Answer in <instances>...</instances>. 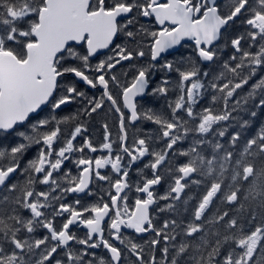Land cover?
<instances>
[{
    "label": "snow or ice",
    "instance_id": "obj_1",
    "mask_svg": "<svg viewBox=\"0 0 264 264\" xmlns=\"http://www.w3.org/2000/svg\"><path fill=\"white\" fill-rule=\"evenodd\" d=\"M260 73L264 0H0V264H264Z\"/></svg>",
    "mask_w": 264,
    "mask_h": 264
},
{
    "label": "trees",
    "instance_id": "obj_2",
    "mask_svg": "<svg viewBox=\"0 0 264 264\" xmlns=\"http://www.w3.org/2000/svg\"><path fill=\"white\" fill-rule=\"evenodd\" d=\"M214 71H215V69H214ZM260 75H264V73H260ZM257 79H258V77H257ZM252 83H255V80H253ZM250 86H251V84L248 85V86L245 88V91H247L248 87H250ZM204 103H206V101H205ZM164 105H165V102L163 101V102H162V105L158 108V110L164 108ZM261 124H264V115H258L257 119H256L255 121L252 122V125L250 126L249 130H248L247 132L244 133L245 137H247V136H249V135H254V134L258 131L259 126H260ZM230 131H235V128L230 129ZM3 143H7V142L4 141ZM33 152H34V151H31V152L28 154V157H26V159L31 158V157L33 156ZM24 162H25V161H24ZM24 164H25V163H24ZM22 165H23V164H22ZM26 178H27V177H26ZM18 182H19V181H18ZM16 183H17V182H16ZM195 194H196V189L194 188V190L192 191V195H195ZM156 222H157L158 224H161V218L157 217V218H156ZM128 235H131V234L128 233ZM143 242H145V241H143ZM143 242H142V244H143ZM157 255L159 256V253H157Z\"/></svg>",
    "mask_w": 264,
    "mask_h": 264
},
{
    "label": "flooded vegetation",
    "instance_id": "obj_3",
    "mask_svg": "<svg viewBox=\"0 0 264 264\" xmlns=\"http://www.w3.org/2000/svg\"><path fill=\"white\" fill-rule=\"evenodd\" d=\"M125 67H127V64H126V63H125ZM75 107H76L75 105H71V106H70V110H71L72 112H74V111H75ZM65 114H68V112H66ZM99 118H101V120H99ZM107 118H110V117H107ZM95 119L98 121V123H97L95 129L97 128L98 131H99V133H98V131H97V135L93 136V130H92V138H93L94 141H96V140L99 141V140H101V135H100V134L103 133L102 124H103V122H104V114L101 113L100 116H97ZM110 119H111V118H110ZM100 121H101V122H100ZM107 122H108V124H109L110 126H112L113 121H111V120H107ZM100 123H101V124H100ZM113 127H114V126H113ZM97 129H96V130H97ZM116 130H117V128H116V129H113V128H112L113 135L115 134ZM100 132H101V133H100Z\"/></svg>",
    "mask_w": 264,
    "mask_h": 264
},
{
    "label": "water",
    "instance_id": "obj_4",
    "mask_svg": "<svg viewBox=\"0 0 264 264\" xmlns=\"http://www.w3.org/2000/svg\"><path fill=\"white\" fill-rule=\"evenodd\" d=\"M185 41H187V39H186ZM190 41H191V40H190Z\"/></svg>",
    "mask_w": 264,
    "mask_h": 264
},
{
    "label": "bare ground",
    "instance_id": "obj_5",
    "mask_svg": "<svg viewBox=\"0 0 264 264\" xmlns=\"http://www.w3.org/2000/svg\"><path fill=\"white\" fill-rule=\"evenodd\" d=\"M7 142V141H6ZM144 243V242H143Z\"/></svg>",
    "mask_w": 264,
    "mask_h": 264
}]
</instances>
